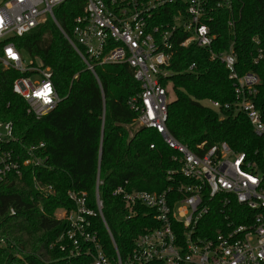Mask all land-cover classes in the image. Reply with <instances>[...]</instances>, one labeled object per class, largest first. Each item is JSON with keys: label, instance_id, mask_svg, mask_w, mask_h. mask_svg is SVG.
Instances as JSON below:
<instances>
[{"label": "trees", "instance_id": "trees-1", "mask_svg": "<svg viewBox=\"0 0 264 264\" xmlns=\"http://www.w3.org/2000/svg\"><path fill=\"white\" fill-rule=\"evenodd\" d=\"M84 5V0H69L53 10L66 34ZM230 16L235 20L233 33L227 28ZM212 18V51L220 53L232 45L237 73L256 74L263 96L264 0H230V10L215 9ZM165 21L170 23V16ZM185 37L181 32L174 36L168 67L171 77L163 84H169L173 94L167 109L168 133L191 151L202 143L205 149L226 143L236 154L252 155L261 143L244 116L225 113L220 118L221 113L201 104L203 100L232 102L226 69L211 61L205 49L181 48L178 41ZM9 41L32 61L37 59L49 68L61 101L44 117L28 114L24 101L12 92L13 82L27 74L0 65V123L11 124L14 138L7 149L21 152L43 144L42 166L24 168L20 178L9 175L0 184V264L91 263L89 255L71 256L66 243L57 240L67 225L55 217L56 212L74 209L69 192L84 193L93 210L98 193L104 222L120 255L126 256L136 238L154 228V222L144 209L131 217L123 201L112 193L122 188L127 193L159 194L180 181L177 176L167 179L169 172L180 168L173 161V151L155 131L133 123L136 114L127 101L140 92V86L131 69L126 65L96 67L97 83L49 18ZM258 50L262 57L254 63ZM191 64L195 68L188 71ZM214 217L210 215L203 223L210 225ZM92 224L104 252L111 255L112 245L100 219L93 218Z\"/></svg>", "mask_w": 264, "mask_h": 264}, {"label": "built area", "instance_id": "built-area-1", "mask_svg": "<svg viewBox=\"0 0 264 264\" xmlns=\"http://www.w3.org/2000/svg\"><path fill=\"white\" fill-rule=\"evenodd\" d=\"M67 1L5 0L0 4V65L27 74L13 82L12 92L35 118L46 116L60 103L49 68L25 66L22 52L9 41L49 18L97 83L96 67L126 65L131 69L140 86V92L127 101L136 114L133 123L155 131L173 151V161L180 168L169 172L167 179L177 176L180 181L159 194L127 193L122 188L112 193L131 217L144 209L154 222V228L139 235L126 256L120 255L104 222L97 192L95 210L87 206L84 193L67 194L74 209L56 212L55 217L67 225L57 240L66 243L71 256L89 255L90 264H264V95H260L256 74L237 73L232 45L220 53L212 51V13L222 7L230 10V0H84L82 14L66 34L53 10ZM169 16L170 23L165 21ZM234 21L231 16L227 20L232 33ZM178 32L186 35L178 41L181 48L205 49L211 61L226 69L232 102L203 100L201 104L221 113L220 118L225 113L244 116L261 143L252 155L236 154L226 143L208 149L202 143L191 151L168 133L169 84H163L171 77L168 67ZM252 41L258 45L256 38ZM261 57L258 50L254 63ZM194 68L191 64L188 71ZM13 142L11 124L0 123V184L9 175L20 178L24 168L42 166L43 144L14 152L7 149ZM212 214L216 215L212 223H203ZM95 217L110 240L111 255L104 252L93 231Z\"/></svg>", "mask_w": 264, "mask_h": 264}, {"label": "rangeland", "instance_id": "rangeland-1", "mask_svg": "<svg viewBox=\"0 0 264 264\" xmlns=\"http://www.w3.org/2000/svg\"><path fill=\"white\" fill-rule=\"evenodd\" d=\"M1 1V0H0ZM23 62L25 66H30L31 64H33L34 68H39L40 66V62L39 60L35 59L34 61H32L29 56L27 54L21 53ZM40 79V77H34L33 80L38 81ZM167 94H168V101L169 103L173 100V94H172V90H171V86L168 87L167 89Z\"/></svg>", "mask_w": 264, "mask_h": 264}]
</instances>
